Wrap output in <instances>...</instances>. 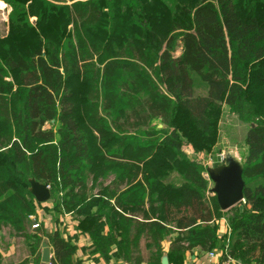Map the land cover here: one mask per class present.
<instances>
[{
	"label": "trees",
	"instance_id": "trees-1",
	"mask_svg": "<svg viewBox=\"0 0 264 264\" xmlns=\"http://www.w3.org/2000/svg\"><path fill=\"white\" fill-rule=\"evenodd\" d=\"M148 1H128L120 9L117 0H73L61 7L70 28L60 38L35 34L31 51L25 47L4 58L0 230L26 235L34 208L23 185L32 177L64 191L63 209L84 216L78 229L91 239L104 219L103 237L135 246L128 257L133 264H161L163 254L179 264L186 250L222 251L225 245L235 264H264V82L252 95L244 92L248 67L264 57V0ZM125 22L130 35L119 45ZM5 68L17 71L18 85L3 79ZM193 74L204 93H195ZM72 79L83 86L82 123L74 116ZM221 104L249 125L240 209L221 210L207 195L209 180L200 165L185 155L177 185L162 184L175 168L172 160L152 162L159 150L181 155L182 121L199 133L196 149L199 136H213L212 115ZM119 105L124 115L112 116ZM156 120L163 126L154 131ZM112 169V188L96 192L111 204L83 214L90 206L84 170L95 182ZM255 178L263 180L250 186L247 180ZM221 218L227 235L217 233L214 221ZM162 241H168L166 251ZM50 244L48 264H74L67 239L54 231Z\"/></svg>",
	"mask_w": 264,
	"mask_h": 264
},
{
	"label": "rangeland",
	"instance_id": "rangeland-1",
	"mask_svg": "<svg viewBox=\"0 0 264 264\" xmlns=\"http://www.w3.org/2000/svg\"><path fill=\"white\" fill-rule=\"evenodd\" d=\"M73 0H0V66H3L4 58L20 49L28 48L32 50L33 45L37 42V34L40 38L47 37L50 41H55L60 38L62 33L70 28V25L66 24V18L62 14L61 9L65 4H70ZM119 1V8L122 9L127 3L132 0H117ZM187 2L188 0H184ZM137 2V0H134ZM152 0L148 1L149 6ZM166 17V14H165ZM128 26L125 23L121 24L118 34V42L121 45V41L125 40L130 32H127ZM129 31V30H128ZM97 35H101L100 32ZM104 37V35H101ZM178 53V51H176ZM3 79L10 81L13 86L18 85L17 71L13 69L5 68L2 73ZM194 79V91L197 94L205 92L204 84H202L196 75H192ZM264 82V61L260 63H253L248 67V77L244 85V92L247 94H253L255 89L261 86ZM68 87H71L75 93L72 97L74 103H76L74 116L79 122H83V114L81 111L82 98L80 97L83 86L79 83V80L72 79ZM122 106L112 112V116L118 114L124 115L121 111ZM213 136L201 135L198 137L199 147L196 149L192 144L194 138L199 133L193 132L188 123L185 121L180 122L181 140H180V152L181 155L175 156L170 150H159L153 157L152 162H166L167 159L172 160L175 164V168L168 171L163 176L164 182L177 185L181 182L182 178L180 172L183 168L182 161L185 157L192 162H196L200 165L203 175L207 178L206 168L219 165L222 163V154L224 150H234L237 157L244 159L245 144L244 138L248 128V123L240 120L227 105L221 104L219 109L213 112ZM153 129L158 130L163 125L159 121L153 122ZM51 123H47L44 126L49 127ZM168 131L169 129L165 127ZM2 127L0 126V136L2 138ZM2 140V139H0ZM200 140H204L200 145ZM4 147L0 146V150ZM166 165L159 167V170H165ZM172 168V167H171ZM82 179L88 187V200L86 204L85 213L89 214L96 210L98 206H107L111 204V200L104 201L100 196H97L96 192L103 186L112 188V181L117 179V170H109L102 177L92 182L89 175L82 174ZM32 177H29V179ZM208 180V179H207ZM263 179L247 180L250 186H253L258 181ZM44 183V182H43ZM119 184V183H118ZM29 192V185H23ZM50 190V198L43 202H37L31 197V201L34 208V213L29 217V222L25 226V236H16L9 233L7 227L0 230V252L3 256V264H40L41 257V241L43 238L47 239L50 246V254L52 255V247L50 244L51 233L56 231L62 238L69 241L72 246L71 258L75 264H84L83 261L89 256H95L99 254L101 256H115L119 260H123L126 264H133L128 260L129 255L134 256L136 250L135 246L128 243L126 240L124 243L120 237L110 241L103 237L107 233V225L104 219L96 226L98 238L93 240L86 233H82L78 228V223L84 216L80 213H68L62 207V201L64 198V191L60 188H52L48 184ZM212 182L208 181L207 195H210V188ZM105 202V203H104ZM107 202V203H106ZM243 203H237L236 207L241 208ZM91 207V208H90ZM107 207L102 209V214L108 213ZM230 214V210L227 211L226 217ZM224 219V218H223ZM89 227L93 226L90 220H84ZM226 221V220H225ZM38 225V226H37ZM118 230V229H117ZM94 242V243H93ZM139 245V244H138ZM139 250H144L142 243L139 245ZM166 255V254H163ZM84 256L83 258H81ZM98 256V257H101ZM95 260V259H93ZM93 264H102L99 261H94ZM107 262L105 261V263ZM117 264V263H116Z\"/></svg>",
	"mask_w": 264,
	"mask_h": 264
},
{
	"label": "water",
	"instance_id": "water-1",
	"mask_svg": "<svg viewBox=\"0 0 264 264\" xmlns=\"http://www.w3.org/2000/svg\"><path fill=\"white\" fill-rule=\"evenodd\" d=\"M243 162L237 157L234 150H224L222 163L206 168L207 179L212 182L211 194L216 198L218 207L227 210L243 200L244 181L242 178ZM29 192L37 202L50 198V190L46 183L30 178ZM51 258L50 246L47 239L41 241L40 264H48ZM161 264H167V256L162 255ZM239 264L240 261L237 260Z\"/></svg>",
	"mask_w": 264,
	"mask_h": 264
},
{
	"label": "crops",
	"instance_id": "crops-1",
	"mask_svg": "<svg viewBox=\"0 0 264 264\" xmlns=\"http://www.w3.org/2000/svg\"><path fill=\"white\" fill-rule=\"evenodd\" d=\"M264 61V57L261 58L260 60L254 62L260 63ZM253 64V63H252ZM250 64V65H252ZM111 203V202H110ZM214 223L217 225V233L218 235H227L228 234V227L226 224L225 219L221 218L218 220H215ZM161 246L163 249L166 251L168 247V241H162ZM219 250L212 249L209 251H200L197 248H192L189 250H186L184 254L180 258V263L179 264H219L220 257H219ZM210 253H213V256L210 255ZM99 254H95L92 257L87 255V257L84 259L83 263L84 264H93L94 261H99V263H105L107 264H126L123 262V260H119L118 257L115 256H101ZM82 256L81 258H83ZM95 259V260H93ZM74 263V262H73ZM75 264V263H74ZM141 264H146V263H141ZM167 264H177L175 261H168L167 258Z\"/></svg>",
	"mask_w": 264,
	"mask_h": 264
},
{
	"label": "built area",
	"instance_id": "built-area-1",
	"mask_svg": "<svg viewBox=\"0 0 264 264\" xmlns=\"http://www.w3.org/2000/svg\"><path fill=\"white\" fill-rule=\"evenodd\" d=\"M211 256H213V253H210ZM223 256V258L220 259L219 264H235L236 260L230 257L227 254V245H225L224 249L219 252V257Z\"/></svg>",
	"mask_w": 264,
	"mask_h": 264
}]
</instances>
